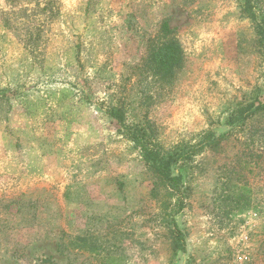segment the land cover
<instances>
[{
	"label": "rangeland",
	"instance_id": "obj_1",
	"mask_svg": "<svg viewBox=\"0 0 264 264\" xmlns=\"http://www.w3.org/2000/svg\"><path fill=\"white\" fill-rule=\"evenodd\" d=\"M243 4L0 0V264H264V0ZM181 148L174 192L144 153Z\"/></svg>",
	"mask_w": 264,
	"mask_h": 264
},
{
	"label": "trees",
	"instance_id": "obj_2",
	"mask_svg": "<svg viewBox=\"0 0 264 264\" xmlns=\"http://www.w3.org/2000/svg\"><path fill=\"white\" fill-rule=\"evenodd\" d=\"M250 3L251 0H244V4H243L244 11L252 10ZM258 28H259L258 35H260L259 44L261 45L264 52V26L259 25ZM161 32L165 37H167L168 35L172 34L174 30L170 29L167 23H164L162 25ZM178 48H179L178 44L175 43L173 40L166 41L162 43L160 46H155V48L152 49L149 58V62L152 63L153 66L152 70L157 73L164 72V75L173 73L174 67L177 64H179L180 61ZM114 110H116L115 116H118L119 120H122L123 110L119 108ZM255 112L256 110L253 111V113ZM241 117H242V112H238L232 115L230 117L231 121H229V124L230 125H233L235 123L238 124ZM214 137L215 135L212 132L207 133L204 136L202 142H200L201 146L208 148H214L215 146H217L216 138ZM186 150L187 149L185 148L176 149L174 152L168 155H162L158 151H150L146 149L144 153V157L146 158V160H148V162L151 163L152 168L157 173H160L166 180H170V188L174 192H177V190L180 189V182L183 180V175L181 171H179L176 175L173 176V172L175 171L174 165L177 164L178 160L186 161V160H190L192 157L189 150L188 151ZM175 246L177 248H180L181 250H185V246H186L185 236L181 230L177 231Z\"/></svg>",
	"mask_w": 264,
	"mask_h": 264
}]
</instances>
